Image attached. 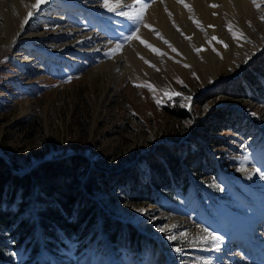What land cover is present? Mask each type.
Instances as JSON below:
<instances>
[{"label":"rangeland","instance_id":"rangeland-1","mask_svg":"<svg viewBox=\"0 0 264 264\" xmlns=\"http://www.w3.org/2000/svg\"><path fill=\"white\" fill-rule=\"evenodd\" d=\"M3 1L0 149L19 162L20 167L12 170L21 171L35 160L78 153L93 168L97 159L107 160V166L118 172L141 162L161 143L178 144L212 110L222 107L231 113L227 127L218 132L222 143L204 144L216 159V172L193 180L185 193L161 197L158 203L132 201L117 190L95 196L102 208L141 234L135 242L114 243L99 229L96 239L81 251L62 248L52 254L43 250L33 261L264 264V101L207 94L237 75L264 45L232 68L222 59L203 21L195 17L196 34L203 33L200 36L209 48L196 43L183 48L198 57L191 62L173 42L179 34L178 23L172 21L170 29L176 35L172 39L145 21L149 7L164 0L138 1L142 5L137 4L132 13L141 15L135 20L119 14L128 12L126 5L110 11L105 0H40L38 7L31 6L19 34L5 43L7 4ZM82 3L95 9L78 7ZM254 7L264 11V0H255ZM262 17L264 12L260 16L264 27ZM239 37L252 44L262 42L259 37L255 41ZM181 38L184 46L190 36ZM206 49L209 57L203 54ZM180 132L178 141L171 137ZM252 227L253 236L247 241ZM161 228L175 232L163 240L158 235ZM27 257L20 248L8 254V259L23 263Z\"/></svg>","mask_w":264,"mask_h":264},{"label":"trees","instance_id":"trees-1","mask_svg":"<svg viewBox=\"0 0 264 264\" xmlns=\"http://www.w3.org/2000/svg\"><path fill=\"white\" fill-rule=\"evenodd\" d=\"M215 91L207 94L264 101V49ZM229 116L225 108L212 110L178 144L161 143L141 162L118 172L107 166V160L97 159L93 168L86 156L74 153L18 174L12 170L20 167L14 156L9 153V165L0 155V264H38L33 260L43 250L81 251L96 239L99 229L114 243L135 242L141 234L102 208L95 196L117 190L132 201L158 203L161 197L185 193L193 180L216 172V159L204 144L222 143L218 132L227 127ZM181 135L171 137L178 141ZM17 248L27 253L25 263L8 259Z\"/></svg>","mask_w":264,"mask_h":264},{"label":"bare ground","instance_id":"bare-ground-1","mask_svg":"<svg viewBox=\"0 0 264 264\" xmlns=\"http://www.w3.org/2000/svg\"><path fill=\"white\" fill-rule=\"evenodd\" d=\"M5 1L7 4V11L4 14L7 32L5 43H8L19 34L25 20L30 14L31 6L35 5L40 0ZM138 1L140 0H109L113 7H116L117 4L120 6L126 5L125 7L129 9L127 12L129 16H134L132 11L137 4L142 5ZM0 4L3 5L5 2L0 0ZM78 5L80 8L85 7V9L89 10L95 9L92 5L83 6L84 3ZM254 5L255 3L252 2V0H164V3L156 1L146 12L145 21L156 25L162 34H166L172 39L176 37L175 34H172L173 30L170 29V27L173 26L172 21L178 23L180 26L179 34H177V39L173 42L177 45V48L185 52L183 48H192L194 43H196L199 48H209L204 42L203 37L200 36L203 33L197 35L194 27L193 19L195 17L201 19L204 23L206 32L210 37L215 38L212 40L216 43L217 47L221 49L223 55L222 59H225L224 61L233 68L235 64L242 63L252 53L261 49L262 44L264 45V27L261 25L260 21V16L263 15L264 11L256 9ZM227 33H231L232 36L229 37ZM183 35L190 36L189 40L183 42L184 46L179 43ZM239 35H245L246 37H250V39L253 38L254 41L262 38V42L255 41L253 44L251 42H244L240 39ZM148 36L151 38L150 34H148ZM37 37L39 38L41 36ZM255 37L259 38L257 39ZM151 40L162 46L156 39L151 38ZM184 54L187 55L186 58L191 62H194L193 58H198L194 55H192V58L191 55L186 52ZM203 54L207 57L210 56L207 49ZM210 61L212 62L213 59L211 58ZM211 62L209 63L210 67L212 66ZM105 64L106 62L100 64V66H104ZM101 68L102 67H100V70H102ZM231 215L236 218L234 213H231ZM173 231L174 230L166 231V229L164 231L159 230L158 235H161L163 240H168ZM246 238L248 237L246 236Z\"/></svg>","mask_w":264,"mask_h":264},{"label":"snow or ice","instance_id":"snow-or-ice-1","mask_svg":"<svg viewBox=\"0 0 264 264\" xmlns=\"http://www.w3.org/2000/svg\"><path fill=\"white\" fill-rule=\"evenodd\" d=\"M253 2L255 3V0H253ZM186 6H187V5H186ZM213 6H214V5H213ZM256 6H257V7H260L259 4H257ZM34 7H38V5H34ZM105 7H108L110 11H115L116 8H119V7H121V6H120L119 4H117L116 7L113 8V7H111V6L107 3V0H105ZM144 7H147V5H144ZM119 14H120V15H127V13H124V12H120ZM140 15H141V14L138 13L137 15L129 16L128 19H130V20H135V19H137L138 16H140ZM262 19H264V17H262ZM157 35H159V34L157 33ZM136 38L139 39L138 36H137ZM213 39H215V38H213ZM141 42H142V43H145L147 47L152 48V45L147 44V42H145V41H141ZM152 50H153V51H156L157 53H159V49H155V48H153ZM173 50L175 51V49H173ZM147 86H148V87H151V85H147ZM176 95H179V93H176ZM158 103H159V101H158ZM160 230H161V231H164L165 229H164V228H161ZM174 238H175V237H173V239H174ZM177 251H180V249H177Z\"/></svg>","mask_w":264,"mask_h":264},{"label":"water","instance_id":"water-1","mask_svg":"<svg viewBox=\"0 0 264 264\" xmlns=\"http://www.w3.org/2000/svg\"><path fill=\"white\" fill-rule=\"evenodd\" d=\"M0 155L3 156V158L7 161V163L9 165H12V162H11L10 158L1 149H0ZM61 157H63V156H58L57 158H61ZM49 159L50 158H44V159H41V160H49ZM41 160H35V161H33L27 168H25V169H23L21 171H17V170H14V169H13V171H15L16 173H19V174L24 173L27 170H29L35 163H37V162H39Z\"/></svg>","mask_w":264,"mask_h":264}]
</instances>
